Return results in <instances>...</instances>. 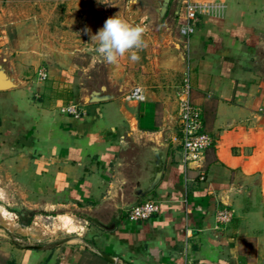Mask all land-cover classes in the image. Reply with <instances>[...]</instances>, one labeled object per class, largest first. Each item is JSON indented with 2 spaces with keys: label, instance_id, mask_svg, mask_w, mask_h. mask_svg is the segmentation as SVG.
<instances>
[{
  "label": "crops",
  "instance_id": "obj_1",
  "mask_svg": "<svg viewBox=\"0 0 264 264\" xmlns=\"http://www.w3.org/2000/svg\"><path fill=\"white\" fill-rule=\"evenodd\" d=\"M192 1L193 34L179 32L185 10L174 22L172 0L171 14L143 35L140 59L113 63V91L140 85L144 102L127 101V91L79 100L84 113L74 116L57 85L0 90V264H264V0ZM187 71L213 144L185 174L177 90ZM161 134L166 166L142 199L158 210L131 221V208H119L132 185L127 156ZM222 209L229 220L218 219ZM55 210L52 233L72 234L83 220L95 229L42 237L50 231L37 218Z\"/></svg>",
  "mask_w": 264,
  "mask_h": 264
},
{
  "label": "rangeland",
  "instance_id": "obj_2",
  "mask_svg": "<svg viewBox=\"0 0 264 264\" xmlns=\"http://www.w3.org/2000/svg\"><path fill=\"white\" fill-rule=\"evenodd\" d=\"M156 6L157 0H0V59L17 66L25 85H57V95L66 96L68 104H78L90 87L113 83V63L105 62L95 52L91 35L117 15L131 25L143 27L144 35L156 31L166 18L159 20ZM85 29L90 33L85 34ZM119 59L123 61L125 55ZM57 212L43 213L37 218V226H48L50 231L59 225ZM83 222L78 221L76 232L67 235H91L87 225L95 229V224ZM51 231L42 237L64 233L61 227Z\"/></svg>",
  "mask_w": 264,
  "mask_h": 264
},
{
  "label": "built area",
  "instance_id": "obj_3",
  "mask_svg": "<svg viewBox=\"0 0 264 264\" xmlns=\"http://www.w3.org/2000/svg\"><path fill=\"white\" fill-rule=\"evenodd\" d=\"M182 1L185 10V20L180 24L179 32L189 37L195 31V27L191 23V20L196 16V10L192 0ZM42 76L43 79H46L44 73H42ZM192 87V78L187 71L177 90L180 130V136L177 140L180 145L185 174H187L188 170L191 168V162L199 163L203 161L206 150L213 144L212 136L204 131L202 109L193 103ZM124 98L127 101L144 102L147 100V95L142 86L135 85L125 93ZM63 110L74 116H80L84 113L83 107L79 104H67ZM204 178V175H201V179ZM157 210V201L154 199H147L128 211V219L131 221L145 220L150 218ZM229 218L230 213L228 210H219V220L227 221Z\"/></svg>",
  "mask_w": 264,
  "mask_h": 264
},
{
  "label": "water",
  "instance_id": "obj_4",
  "mask_svg": "<svg viewBox=\"0 0 264 264\" xmlns=\"http://www.w3.org/2000/svg\"><path fill=\"white\" fill-rule=\"evenodd\" d=\"M171 1L172 0H157L155 10L160 21H162L167 14L169 15ZM177 1L178 7L174 22L177 20L183 5L182 0ZM24 83L25 81L18 77L15 68L11 66L9 62L0 59V90L17 88ZM89 89L90 91L85 94L81 101L84 104L107 101L121 95L124 91H113V88L110 87L109 84H102L99 87H90ZM168 149L169 143L164 138L163 134L146 145L134 146L130 153L131 167L129 169V177L132 185L127 191V198L119 208L130 209L138 205L148 193L154 190L163 175ZM193 164H195V162H191L190 166L192 167ZM119 214L118 212V217ZM114 225L115 223L112 221L109 225H105V227L112 229ZM88 243L98 254L113 260L111 255L102 251L95 243Z\"/></svg>",
  "mask_w": 264,
  "mask_h": 264
},
{
  "label": "clouds",
  "instance_id": "obj_5",
  "mask_svg": "<svg viewBox=\"0 0 264 264\" xmlns=\"http://www.w3.org/2000/svg\"><path fill=\"white\" fill-rule=\"evenodd\" d=\"M144 31L143 27L131 25L117 15L108 18L98 33L91 35V43L95 45V52L107 63H116L126 53H131V59L138 61L140 57L134 50L146 47ZM84 32L89 34L90 29Z\"/></svg>",
  "mask_w": 264,
  "mask_h": 264
},
{
  "label": "trees",
  "instance_id": "obj_6",
  "mask_svg": "<svg viewBox=\"0 0 264 264\" xmlns=\"http://www.w3.org/2000/svg\"><path fill=\"white\" fill-rule=\"evenodd\" d=\"M27 222L30 223V220H28Z\"/></svg>",
  "mask_w": 264,
  "mask_h": 264
}]
</instances>
